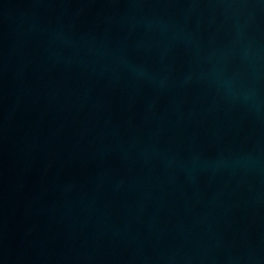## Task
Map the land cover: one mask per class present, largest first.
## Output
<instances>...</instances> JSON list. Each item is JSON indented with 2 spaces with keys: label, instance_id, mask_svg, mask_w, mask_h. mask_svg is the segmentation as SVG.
<instances>
[{
  "label": "water",
  "instance_id": "water-1",
  "mask_svg": "<svg viewBox=\"0 0 264 264\" xmlns=\"http://www.w3.org/2000/svg\"><path fill=\"white\" fill-rule=\"evenodd\" d=\"M16 264H264V0H108Z\"/></svg>",
  "mask_w": 264,
  "mask_h": 264
}]
</instances>
